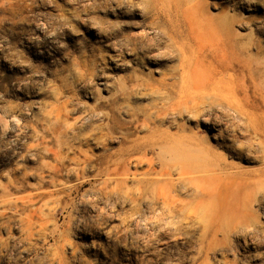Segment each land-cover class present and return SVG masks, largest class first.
I'll list each match as a JSON object with an SVG mask.
<instances>
[{"label": "rangeland", "instance_id": "obj_1", "mask_svg": "<svg viewBox=\"0 0 264 264\" xmlns=\"http://www.w3.org/2000/svg\"><path fill=\"white\" fill-rule=\"evenodd\" d=\"M196 11L199 40L178 33ZM91 58L98 80L73 100L66 126L84 120L66 136L48 116L54 91ZM135 81L168 93L141 87L130 107L166 108L157 129L187 136L191 163L206 151L223 169L218 228L203 240L202 213L131 202L132 181L104 188L97 165L81 175L72 160L118 150L117 134L97 143L105 122L90 109ZM263 141L264 0H0V264H264Z\"/></svg>", "mask_w": 264, "mask_h": 264}, {"label": "bare ground", "instance_id": "obj_2", "mask_svg": "<svg viewBox=\"0 0 264 264\" xmlns=\"http://www.w3.org/2000/svg\"><path fill=\"white\" fill-rule=\"evenodd\" d=\"M97 9H101V7H97ZM117 11L121 13V10ZM192 16L187 20L185 27H182L183 30H178V33L180 35L185 33L190 38L199 40L204 33L206 21L201 17L200 11H196ZM139 35L128 38L127 43L137 45L140 39ZM183 47H181V51L183 59H185ZM91 57L93 56L91 55ZM98 61L97 58L85 61L74 60L75 73H73L75 77L72 80L74 86L65 85L64 79L60 87L54 91V101L50 105L48 116L53 118L57 125H65L64 135L66 136L78 123L84 120V117H78L74 119L72 125L66 126V122L75 112V109L72 108L73 100L77 99L78 93L91 88L94 80H98ZM165 86L157 88L148 83L142 84L135 81L130 87L118 90L110 98H96V103L90 112L105 122L97 128L101 134L97 138L100 140L97 143L104 147L108 142L113 141L111 136L117 134L116 142L119 148L114 152L107 153L105 151L99 155L89 156L80 153L72 160L77 165H83L81 172L78 173L81 175L84 174L87 165H97V176L105 178L104 188L112 187L115 190L126 187L128 181H132L135 186L127 194L131 202H138L144 195H150L154 199V210H163V213L165 212L171 217L177 214L181 221L191 216L192 213L187 210L202 213L204 219L208 217L203 225L204 233L201 238L203 240L207 232L216 233L218 228L215 210L222 208L221 197L223 195V169L219 160L214 156L213 159H210L209 152L205 151L202 152V155L197 156L198 159H203L202 161L191 163L187 159L192 156L186 148L187 136L175 137L157 129L159 124L167 120L168 110L166 108H157L152 105L148 108L133 109L129 104L130 97L137 89L144 87L151 92L162 89L166 94ZM66 93L70 96H66ZM92 93V91L89 92V95ZM124 117L126 118L124 119ZM141 132L148 133V135L138 137L137 134ZM90 137L83 140L77 138V140L79 143L89 142ZM180 187L186 192L191 191L189 194L191 201H183L177 197L176 192ZM179 192L181 193L180 190Z\"/></svg>", "mask_w": 264, "mask_h": 264}]
</instances>
